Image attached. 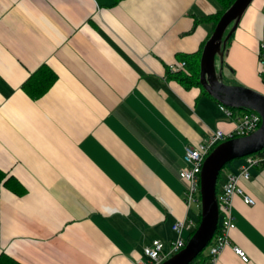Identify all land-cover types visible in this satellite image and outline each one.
I'll return each instance as SVG.
<instances>
[{
  "label": "crops",
  "instance_id": "0c3cea01",
  "mask_svg": "<svg viewBox=\"0 0 264 264\" xmlns=\"http://www.w3.org/2000/svg\"><path fill=\"white\" fill-rule=\"evenodd\" d=\"M219 10L214 0H0V171L18 185L0 188V255L134 264L154 240L167 247L183 219L188 241L198 215L178 176L184 149L232 132L244 110L168 68L203 49ZM263 37L264 0H253L219 63L224 84L264 95ZM42 66L56 81L31 99L22 85ZM245 164L226 165L217 190ZM249 174L238 184L254 204L233 198L235 228L215 264H264V164Z\"/></svg>",
  "mask_w": 264,
  "mask_h": 264
},
{
  "label": "water",
  "instance_id": "95a60500",
  "mask_svg": "<svg viewBox=\"0 0 264 264\" xmlns=\"http://www.w3.org/2000/svg\"><path fill=\"white\" fill-rule=\"evenodd\" d=\"M252 2L253 0H235L219 18L201 52L199 83L207 94L226 107L259 114L260 127L249 136L218 144L205 158L200 174V222L185 247L162 264H191L203 252L218 226L216 193L221 171L234 160L264 150V95L242 87L225 85L221 72L215 68L216 56L219 55L222 64L227 42ZM228 29L230 30L227 33Z\"/></svg>",
  "mask_w": 264,
  "mask_h": 264
},
{
  "label": "built area",
  "instance_id": "2783aa9c",
  "mask_svg": "<svg viewBox=\"0 0 264 264\" xmlns=\"http://www.w3.org/2000/svg\"><path fill=\"white\" fill-rule=\"evenodd\" d=\"M258 59L261 67L260 75L264 77V37L259 44ZM186 67L185 62L171 65L168 73L175 74ZM219 109L229 118L234 116L233 112L219 105ZM234 130L228 134L222 131L213 132L207 139L198 146H186L182 161L184 167L179 171V179L184 183V202L187 208L193 204L200 205V174L203 162L208 154L220 143L227 140L242 138L256 132L261 124V117L254 111H241L234 116ZM246 164L239 168L237 174L227 177L223 186L217 190L216 199L218 203L219 220L216 232L206 246L208 251V264H215L218 256L229 245V232L235 228L233 217L232 200L235 196H241L246 205H253L254 201L244 195L243 190L238 184L239 179L248 180L250 177L249 169L259 164H264V153L255 154L246 157ZM193 226L191 219H183L172 225V230L176 234V238L169 243L167 247L159 240H154L151 245L144 247L143 254L146 260H138L134 264H162L173 255L181 251L187 241L182 237L184 229H190ZM235 254L238 255L243 262H247L244 252L234 248Z\"/></svg>",
  "mask_w": 264,
  "mask_h": 264
},
{
  "label": "trees",
  "instance_id": "16d2710c",
  "mask_svg": "<svg viewBox=\"0 0 264 264\" xmlns=\"http://www.w3.org/2000/svg\"><path fill=\"white\" fill-rule=\"evenodd\" d=\"M117 2L120 0H116ZM219 6L220 10L213 16H210L206 19L212 20L214 22V28L219 20V18L222 16V14L233 4L235 0H214ZM201 52H198L197 54L189 55L188 57H185L182 62L186 63V67L181 70L178 73L170 74L168 73L169 79H173L177 81L179 84L186 88H191L193 86L201 87L199 83V71H200V57ZM194 60L193 63L189 64V60ZM264 80V77H263ZM56 81V75L54 72L48 68L47 66L40 67L37 71L32 73L28 79L24 82L22 85V90L31 98V99H38L45 95L47 91L51 88L53 83ZM202 88V87H201ZM264 153V150L262 152H259L258 154ZM6 176L3 172L0 171V188L2 185H6L7 187L17 188L18 185L15 184V181L12 179L5 180ZM15 184V185H14ZM20 191H23L22 188H20ZM200 222V213L198 215V223ZM195 232V231H194ZM192 232L189 236V238L193 235ZM206 257H202L199 255L191 264H206ZM0 264H20L13 258H11L8 255L2 254L0 255Z\"/></svg>",
  "mask_w": 264,
  "mask_h": 264
},
{
  "label": "rangeland",
  "instance_id": "374dc122",
  "mask_svg": "<svg viewBox=\"0 0 264 264\" xmlns=\"http://www.w3.org/2000/svg\"><path fill=\"white\" fill-rule=\"evenodd\" d=\"M230 28H231V27H230ZM229 30H230V29H228L227 33L229 32ZM215 61H216V69H217L218 72H219V70H220V65H219V63H221V60H220L219 55L216 56ZM225 85H227V86H233V85H228V84H226V83H225ZM233 87H240V86H233ZM241 160H246V159H245V158H241V159H238V160H234L233 162L241 161ZM233 162H232V163H233ZM232 163H229V164H227V165L230 166ZM224 169H225V168H224ZM224 169H223V170H224ZM221 173H222V172H221ZM200 212H201V210H200V205H198V204H193V205L190 207L189 216H190L191 218H193V217H195V215H199ZM206 252H207V248H205V249L203 250V252H202L200 255L203 257V256H205Z\"/></svg>",
  "mask_w": 264,
  "mask_h": 264
}]
</instances>
